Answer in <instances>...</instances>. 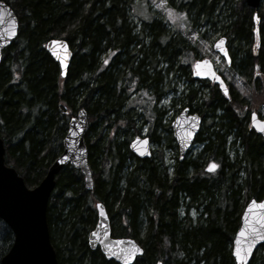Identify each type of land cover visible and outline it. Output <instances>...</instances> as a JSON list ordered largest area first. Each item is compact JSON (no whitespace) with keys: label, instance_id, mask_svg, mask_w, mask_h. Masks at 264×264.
<instances>
[{"label":"trees","instance_id":"1","mask_svg":"<svg viewBox=\"0 0 264 264\" xmlns=\"http://www.w3.org/2000/svg\"><path fill=\"white\" fill-rule=\"evenodd\" d=\"M5 1L19 19V34L4 49L0 65L6 163L35 187L62 152L70 118L83 107L90 121L85 141L94 187L87 190L81 171L68 165L57 176L48 206L59 264H118L88 245L97 200L107 207L112 234L133 237L143 246L133 264H236L232 240L244 207L252 197L264 199V139L249 123L253 103L233 85L226 97L200 80L210 87L208 93L189 86L174 99L180 102L177 113L189 106L202 116L194 140L202 142L200 151L193 158L191 149L180 161L168 127L166 145L175 152L172 168L154 153L139 158L126 139L117 137L121 121L133 122L130 111L135 108H127V101L137 91L158 95L170 73L194 83L189 66L197 53L191 42L179 29H168L164 15L141 20L138 27L132 18L136 0ZM192 6L187 10L194 11V18L228 38L233 66L246 83L259 88L264 0L257 10L245 0H193ZM51 38L67 40L73 51L65 77L45 48ZM157 116L154 112L151 122L145 118L151 142L158 139ZM115 125L116 133L111 132ZM213 161L218 168L209 173L205 168ZM13 240L0 219V264ZM249 264H264V243Z\"/></svg>","mask_w":264,"mask_h":264},{"label":"water","instance_id":"2","mask_svg":"<svg viewBox=\"0 0 264 264\" xmlns=\"http://www.w3.org/2000/svg\"><path fill=\"white\" fill-rule=\"evenodd\" d=\"M246 4L258 9L261 0H245ZM257 13L254 14L256 21ZM19 34V19L14 8L5 0H0V65L2 62L3 50L11 45ZM223 38V49L227 52L226 61L231 63V57L227 46V37L221 36L215 43ZM214 49L224 57V53ZM45 48L58 62L61 68V75L65 77L69 64L72 60L73 51L65 39L51 38L46 41ZM208 61L209 63H204ZM195 79H205L214 82L224 95H229L226 81L220 75L209 58L198 59L192 70ZM207 73V75H204ZM213 73L215 75H213ZM219 77V80L216 79ZM221 81L223 86H221ZM227 89V94H225ZM256 114L257 124H253L252 114ZM193 118H196L195 120ZM249 121L255 132L264 138V131L260 127L264 124V117H260L256 111L249 115ZM202 126V116L192 111L189 106L184 107L171 123L173 136L178 146V158L183 161L191 149L194 140ZM89 127L88 114L85 108H80L73 116L68 125V130L63 138V150L48 166L45 176L35 187H29L22 175L15 167L6 163V146L0 137V219H2L12 230L14 240L10 249L2 256V264H59L56 250L52 244L51 231L48 223V206L51 195L57 185V175L68 165L78 169L84 175V185L87 190L94 187V178L89 164L88 147L85 141ZM130 151L139 158H150L152 147L150 138L136 135L129 144ZM217 165L215 162H212ZM209 166V165H208ZM207 172L216 170H209ZM255 201L256 205L249 207L250 202ZM260 202L256 198L250 199L241 215V223L238 227L233 242L232 256L238 264L234 250L238 247L236 237L242 228L245 235L241 236L239 248L245 260L241 264H249L255 251L264 243V239L256 240L250 244L252 229H256L264 235V208L258 207ZM97 221L90 230L87 241L90 249L98 247L108 260L119 264H125L121 249L138 248L134 252L129 264H133L137 257L144 252L143 246L132 237H112L110 217L106 205L102 201L96 203ZM95 234V235H94ZM250 248V253L246 250Z\"/></svg>","mask_w":264,"mask_h":264},{"label":"rangeland","instance_id":"3","mask_svg":"<svg viewBox=\"0 0 264 264\" xmlns=\"http://www.w3.org/2000/svg\"><path fill=\"white\" fill-rule=\"evenodd\" d=\"M182 3H184L183 8H179ZM192 4L193 0H136L132 5V18L135 24L140 27L141 20L151 21L154 16L164 15L168 20L167 28L179 29L181 35L186 37L196 49L197 54L193 51V59L190 62L189 75L193 78L192 65L196 60L203 57L209 58L216 69L223 74L227 82L236 87L247 98L249 103H253L254 108L251 109L264 116V75H260L259 88H256L254 82L246 83L233 64L228 65L227 61L213 48V43L220 36L221 31L218 28L213 29L212 25L202 21L201 17L194 18V11L187 10V8L197 5V3L193 6ZM169 9L172 10L171 16ZM180 13H183L184 16H180ZM194 80V83H191L187 80L186 75L170 73L165 79L163 86L160 87L158 95L155 96L154 92L147 91L135 92L129 97L126 104L127 108H135L130 111L133 122H120L118 127L122 128L117 133L118 139L120 141L126 139L129 143L135 135H148L151 131L150 122L154 118V112L155 114L157 113V118L161 123L155 133V136L158 137L157 142H152L153 153L156 157H162L166 165L171 169L172 164L175 162V152L166 145L167 129L165 128H171V121L178 114L177 109L180 108V102L178 101L177 104L174 99H177L183 93H187L189 86L198 88L201 93L205 94L210 90L209 86L201 85L199 79ZM205 83L213 86L211 82L205 81ZM133 91H135L134 88H131L130 92ZM131 124L133 125L131 126ZM111 132L116 133V125L112 127ZM202 145V142L194 144L191 148L192 153L189 156L194 158ZM113 149L116 151V147ZM232 153L234 152L232 151ZM191 216H196L194 209L191 211Z\"/></svg>","mask_w":264,"mask_h":264},{"label":"snow or ice","instance_id":"4","mask_svg":"<svg viewBox=\"0 0 264 264\" xmlns=\"http://www.w3.org/2000/svg\"><path fill=\"white\" fill-rule=\"evenodd\" d=\"M171 12H172V10L169 9L170 16H171ZM179 15L182 17L184 16L183 13H180ZM223 43H224L223 38H221L219 41H217L215 43V48L217 50L223 52L224 58H227V52L222 47ZM105 63H107V61H105ZM204 63L207 64L209 62L204 61ZM204 75H207V73H204ZM213 75H215V74L213 73ZM216 79L219 80V77H216ZM221 86H223L222 81H221ZM225 94H227V89H225ZM193 119L195 120L196 118H193ZM252 120H253L254 125L258 123L256 120V114L255 113L252 114ZM259 123L264 124V121H261ZM259 130L264 131V127H260ZM216 167H217V165H215L214 163H210L208 166L209 170H214ZM254 205H256V202L252 201V202H250L249 207L251 208ZM258 207L264 208V202H260ZM262 219H264V217H262ZM243 235H245V229L244 228H242L240 230V233L236 237V244L238 247L234 250V255L237 259L238 264H241V262H243L245 260V255L242 254L241 249L239 248V245L241 243V236H243ZM261 239H264V235H261L259 232L256 231V229L253 228L252 229V239L249 241V243L254 244L256 242V240H261ZM138 251H140V250L138 248H135V247H133L132 249H121V252L123 253L122 258L124 259L125 264H129V261L132 259L134 252H138ZM246 251L250 253V248L247 249Z\"/></svg>","mask_w":264,"mask_h":264},{"label":"flooded vegetation","instance_id":"5","mask_svg":"<svg viewBox=\"0 0 264 264\" xmlns=\"http://www.w3.org/2000/svg\"><path fill=\"white\" fill-rule=\"evenodd\" d=\"M110 221H111V219H110ZM112 236L115 237L113 234H112ZM97 249H99V250L101 251V249H100L99 247H98ZM107 260H108V259H107ZM114 262H115V261H114Z\"/></svg>","mask_w":264,"mask_h":264},{"label":"bare ground","instance_id":"6","mask_svg":"<svg viewBox=\"0 0 264 264\" xmlns=\"http://www.w3.org/2000/svg\"><path fill=\"white\" fill-rule=\"evenodd\" d=\"M67 41V40H66Z\"/></svg>","mask_w":264,"mask_h":264}]
</instances>
